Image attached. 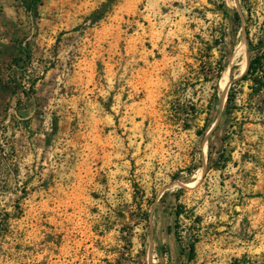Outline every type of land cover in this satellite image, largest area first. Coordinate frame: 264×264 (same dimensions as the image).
<instances>
[{"label":"rangeland","instance_id":"374dc122","mask_svg":"<svg viewBox=\"0 0 264 264\" xmlns=\"http://www.w3.org/2000/svg\"><path fill=\"white\" fill-rule=\"evenodd\" d=\"M116 3L87 58L0 49V264H264V0Z\"/></svg>","mask_w":264,"mask_h":264},{"label":"crops","instance_id":"0c3cea01","mask_svg":"<svg viewBox=\"0 0 264 264\" xmlns=\"http://www.w3.org/2000/svg\"><path fill=\"white\" fill-rule=\"evenodd\" d=\"M104 2L40 0L34 4L32 0H24L22 6L10 4L0 22V49L7 58L25 61L30 57L42 64L47 60L52 64L73 50L87 58L90 44L101 43V19L91 16L101 10ZM138 7L139 0H117L115 10L127 12ZM84 27L87 34L82 36Z\"/></svg>","mask_w":264,"mask_h":264},{"label":"trees","instance_id":"16d2710c","mask_svg":"<svg viewBox=\"0 0 264 264\" xmlns=\"http://www.w3.org/2000/svg\"><path fill=\"white\" fill-rule=\"evenodd\" d=\"M34 4L40 2V0H32ZM238 17V16H237ZM250 51L255 53V56L251 59L250 64L248 66L246 74L241 77L240 81H251L250 96L255 98L260 96L264 91V40H260L257 44H253L249 42ZM30 57H27L26 60H29ZM238 92L236 89H231L228 96V106H234L236 97ZM231 110V109H230ZM182 211H177V216L180 217L182 215ZM190 254L189 259L193 260L195 255V247L193 244L189 246Z\"/></svg>","mask_w":264,"mask_h":264}]
</instances>
